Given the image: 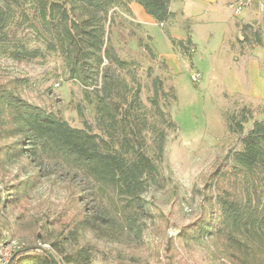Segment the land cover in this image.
I'll list each match as a JSON object with an SVG mask.
<instances>
[{
  "label": "rangeland",
  "instance_id": "rangeland-1",
  "mask_svg": "<svg viewBox=\"0 0 264 264\" xmlns=\"http://www.w3.org/2000/svg\"><path fill=\"white\" fill-rule=\"evenodd\" d=\"M231 1L173 0V17L164 24L138 3L132 13L113 11L110 39L129 62L125 72L141 84L144 99L152 91L153 78H162L169 95L165 109L178 131L169 133L158 181L144 193L152 213L140 219L142 235L126 230L117 239H101L87 233L81 241L89 240L97 248L92 264H234L219 253L211 233L207 185L219 160L240 146L239 135L228 129L227 116L248 106L246 43L260 37L264 47V2L255 1L236 15L228 7ZM36 33L28 28L20 38L28 48L41 49L42 55L16 60L0 53V79L28 77L25 94L33 102L58 112L74 127L87 123L99 132L94 89L69 79L59 54L48 50ZM193 72L201 78L193 80ZM5 166L0 167V189L5 194L17 175L36 170L26 158ZM38 181L17 205L0 207V264L26 246L56 254L52 244L67 233L78 210L77 194L91 208L101 203L116 213L121 207L110 190L100 196L95 183L81 173H69L56 161L47 163ZM201 221L206 231L195 233L191 226ZM186 232L190 235L184 237Z\"/></svg>",
  "mask_w": 264,
  "mask_h": 264
},
{
  "label": "trees",
  "instance_id": "trees-1",
  "mask_svg": "<svg viewBox=\"0 0 264 264\" xmlns=\"http://www.w3.org/2000/svg\"><path fill=\"white\" fill-rule=\"evenodd\" d=\"M172 1L0 0V53L16 60L41 56V49L28 48L20 38L34 28L47 49L59 54L69 79L94 89L99 130L87 123L74 127L58 112L33 102L25 94L28 77L0 79V167L26 158L36 168L17 175L5 189L8 193L0 189V207L17 205L37 186L50 161L81 173L97 185L100 196L111 191L121 200L114 213L101 203L93 208L82 204L77 194L78 210L68 231L52 244L56 254L26 246L6 264H55L53 257L59 264H92L97 248L81 241L87 233L101 239H117L126 230L142 235L140 219L152 213L144 193L158 181L168 135L178 131V124L165 109L169 95L162 78L154 77L151 93L142 97L141 84L125 72L129 62L111 42L110 27L113 11L132 13L131 3L164 24L173 17ZM256 42L262 44L261 38ZM254 113L244 106L228 114V129L239 135L240 146L219 160L207 185L211 233L219 253L234 264H264V119ZM12 193L16 196H8ZM191 227L195 233L206 231L202 221Z\"/></svg>",
  "mask_w": 264,
  "mask_h": 264
},
{
  "label": "crops",
  "instance_id": "crops-1",
  "mask_svg": "<svg viewBox=\"0 0 264 264\" xmlns=\"http://www.w3.org/2000/svg\"><path fill=\"white\" fill-rule=\"evenodd\" d=\"M246 104L256 110V119H264V47L254 41L246 43Z\"/></svg>",
  "mask_w": 264,
  "mask_h": 264
},
{
  "label": "built area",
  "instance_id": "built-area-1",
  "mask_svg": "<svg viewBox=\"0 0 264 264\" xmlns=\"http://www.w3.org/2000/svg\"><path fill=\"white\" fill-rule=\"evenodd\" d=\"M258 0H233L229 2L228 7L231 9V11L236 14L240 15L242 11L246 8H248L252 3ZM192 79L197 81L201 78V74L199 72H193L192 74ZM15 250V248H14ZM11 255V253H10ZM6 262L4 261L3 264Z\"/></svg>",
  "mask_w": 264,
  "mask_h": 264
},
{
  "label": "water",
  "instance_id": "water-1",
  "mask_svg": "<svg viewBox=\"0 0 264 264\" xmlns=\"http://www.w3.org/2000/svg\"><path fill=\"white\" fill-rule=\"evenodd\" d=\"M13 259V258H12ZM11 259V260H12ZM53 260H54V262H55V264H59V262L57 261V259L55 258V257H53Z\"/></svg>",
  "mask_w": 264,
  "mask_h": 264
}]
</instances>
